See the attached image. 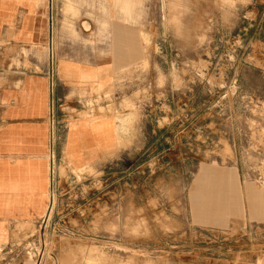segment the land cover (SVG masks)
Masks as SVG:
<instances>
[{"label":"rangeland","instance_id":"374dc122","mask_svg":"<svg viewBox=\"0 0 264 264\" xmlns=\"http://www.w3.org/2000/svg\"><path fill=\"white\" fill-rule=\"evenodd\" d=\"M154 4L148 15L157 18ZM50 10L56 73L54 0ZM195 22L189 53L161 50L147 36L146 60L108 89L56 99L55 115L68 125L127 117L140 137L130 151L78 169L63 158L62 134L48 211L14 223L0 264H264V0H196ZM106 38L99 27L91 43ZM209 166H233L242 178L243 214L226 228L194 219L193 193Z\"/></svg>","mask_w":264,"mask_h":264},{"label":"crops","instance_id":"0c3cea01","mask_svg":"<svg viewBox=\"0 0 264 264\" xmlns=\"http://www.w3.org/2000/svg\"><path fill=\"white\" fill-rule=\"evenodd\" d=\"M54 4L59 10L57 100L73 103L100 87L108 89L116 75L146 60L147 36L161 50L174 44L188 53L194 49L196 0H159L157 18L148 15L154 0ZM50 9L51 0H0V243L12 235L14 223L44 217L50 204ZM99 27H104L106 41L92 45ZM179 41L185 44L178 46ZM4 58H14V67L3 65ZM127 123V117L122 123L113 115L75 117L63 136V158L79 169L130 151L141 130ZM200 181L193 193L197 223L226 228L242 217L237 168L204 167Z\"/></svg>","mask_w":264,"mask_h":264},{"label":"built area","instance_id":"2783aa9c","mask_svg":"<svg viewBox=\"0 0 264 264\" xmlns=\"http://www.w3.org/2000/svg\"><path fill=\"white\" fill-rule=\"evenodd\" d=\"M50 79H51V94H52V101H51V111H50V123H51V129H50V161H51V190H52V182L54 179L55 175V170H56V164H57V143L58 140L60 139L61 135L64 136L65 132L67 131L68 128V123L62 122L57 119L55 115V67H51L49 71Z\"/></svg>","mask_w":264,"mask_h":264}]
</instances>
